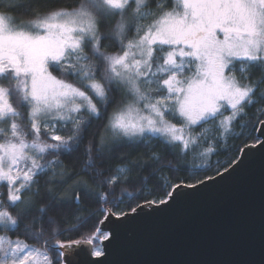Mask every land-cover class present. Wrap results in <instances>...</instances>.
<instances>
[{"label": "snow or ice", "instance_id": "1", "mask_svg": "<svg viewBox=\"0 0 264 264\" xmlns=\"http://www.w3.org/2000/svg\"><path fill=\"white\" fill-rule=\"evenodd\" d=\"M257 147L264 0H0V264L101 257Z\"/></svg>", "mask_w": 264, "mask_h": 264}, {"label": "water", "instance_id": "2", "mask_svg": "<svg viewBox=\"0 0 264 264\" xmlns=\"http://www.w3.org/2000/svg\"><path fill=\"white\" fill-rule=\"evenodd\" d=\"M224 180L208 182L158 214L145 207L129 216L105 255L80 253L78 264H264V150ZM180 192H192L181 188ZM115 218L105 230H112Z\"/></svg>", "mask_w": 264, "mask_h": 264}, {"label": "trees", "instance_id": "3", "mask_svg": "<svg viewBox=\"0 0 264 264\" xmlns=\"http://www.w3.org/2000/svg\"><path fill=\"white\" fill-rule=\"evenodd\" d=\"M236 131H239V129H237ZM254 135H255V134H254ZM248 142L251 143L252 141L249 140ZM228 143H232L231 139L228 140ZM236 143H237L238 145L241 144L240 141H236ZM232 155H235V153H232ZM220 158H221V160L226 159V157H224V156H221ZM215 159H216V157H212V158H211V160H212L213 162L215 161ZM188 163H189V164H192V165H200V164L202 163V161H201L200 159H198V158H192V157H189ZM129 191H132V189H129ZM116 195H120V193L118 192ZM140 202L143 203V201H140ZM124 210H125V211H128L127 208H125Z\"/></svg>", "mask_w": 264, "mask_h": 264}]
</instances>
